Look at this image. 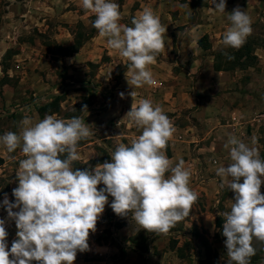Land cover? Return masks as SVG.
<instances>
[{"label":"rangeland","instance_id":"rangeland-1","mask_svg":"<svg viewBox=\"0 0 264 264\" xmlns=\"http://www.w3.org/2000/svg\"><path fill=\"white\" fill-rule=\"evenodd\" d=\"M114 2L120 6L119 22L122 25L133 26L132 19L148 8L165 27L164 48L157 54L155 63L148 66L153 79L162 81L163 87L153 92L151 85L139 88L129 85V61L108 47L107 38L99 36L92 26L96 17L83 9L82 0H0V136L9 131L19 134L23 127L20 122L25 117L35 124L46 114H54L65 121L83 116L92 136L78 142L80 159L73 162V167L92 170L96 162L111 161L106 149L113 146L115 150L120 143L128 145L129 140L141 134L142 129L126 117L133 102L138 105L141 99L150 100L154 107L163 109L178 129L199 125L196 128L198 141L209 145L213 136L210 134L209 139L207 134L198 130H203L204 103L211 104L221 93L225 94L224 103H232L237 97L235 92H247L243 90L245 87H253L251 93L255 95L264 94V0H226L225 13L213 11V0ZM237 6L251 17L252 34L246 41L254 47L256 62L250 67L220 71L223 74H219L213 67L215 57L217 60L222 56L226 61L225 53L237 50L223 44V36L231 26L227 14ZM79 36L84 37L83 43L74 50L72 47ZM203 36L208 39V50H202L197 44ZM223 79L227 81L224 90L211 84ZM132 91H135L134 97L130 95ZM120 93H124L123 99ZM237 103L230 104V108ZM85 105L87 113L82 112ZM205 112L214 113V110ZM254 119L257 118L254 116ZM196 130L192 131L197 136ZM110 135L120 137L107 138ZM225 135L223 133V137ZM25 158L20 147L9 153L0 144V219L5 221L8 250L18 239V229L15 221L8 218L3 200L7 195L9 202L15 203L13 190L18 187L19 163ZM168 175L170 173H166V177ZM215 184L217 182L211 186V191ZM220 188L223 197L222 203L216 207V228H219L218 222H224L222 214L230 211L226 206V200L231 198L228 184L221 183ZM195 203L206 211L205 198L198 196ZM114 214L112 208L102 214L96 230L103 229L107 235L111 229L118 228L120 222L113 217ZM184 227V220L175 225L168 244V248L175 249L182 258L178 263L228 264L222 224L210 237H206L205 232H186ZM101 235L90 233L89 240H99ZM180 241L182 244L176 245ZM188 242L196 249L200 247V255H192ZM151 243L142 246L143 252L155 249ZM252 246L256 254L251 257L250 264H264V242L254 239ZM165 252L169 253L166 249ZM79 259L87 261L92 258H83L78 252L74 264L81 263ZM33 264L37 262L33 261Z\"/></svg>","mask_w":264,"mask_h":264},{"label":"clouds","instance_id":"clouds-1","mask_svg":"<svg viewBox=\"0 0 264 264\" xmlns=\"http://www.w3.org/2000/svg\"><path fill=\"white\" fill-rule=\"evenodd\" d=\"M213 5V11L225 13L226 0H213ZM82 7L95 15L92 26L107 38L108 47L129 61V85L155 84L148 66L164 48L166 29L159 17L145 8L130 27L119 22L120 6L114 0H82ZM227 15L231 26L223 44L239 49L252 34L251 17L238 6ZM130 95L134 97L135 91ZM120 96L123 99L124 93ZM82 112L87 113L86 105ZM126 117L142 134L130 146L118 144L111 162L92 170L73 167L80 159L78 142L92 136L83 116L65 121L46 114L35 124L25 117L19 134L9 131L0 136L7 152L20 147L26 157L19 163L15 203L7 195L3 200L18 239L8 250L5 221L0 219V264H74L78 252L89 250V235L96 231L109 196L115 214L129 217L131 213L132 221L149 233L168 234L190 214L198 199L189 187L191 170L182 159L172 166L165 153L176 130L172 122L148 99L139 100L138 105L133 102ZM229 146L231 163L217 169L218 176L229 178L228 188L234 193L230 211L222 214V235L228 264H250L256 254L253 240L264 242V195L260 191L264 160L257 149L235 136L225 145ZM100 184L105 187L98 190Z\"/></svg>","mask_w":264,"mask_h":264},{"label":"crops","instance_id":"crops-1","mask_svg":"<svg viewBox=\"0 0 264 264\" xmlns=\"http://www.w3.org/2000/svg\"><path fill=\"white\" fill-rule=\"evenodd\" d=\"M261 58L260 56H258ZM264 63V60L262 61ZM219 74H223L219 72ZM226 74V73H224ZM235 81V80H233ZM232 80L229 81L231 83ZM213 86H217L216 89L224 90L227 84L226 79L220 82H211ZM250 85L254 86L252 83ZM253 87H245L239 92H235L237 97L232 103H224L225 94H220L219 97L214 98L211 104H203V116L201 117V124L203 130H199V133H205L211 138L209 145L202 143L198 137L196 126H187L183 129L175 127V132L172 138L168 142V149L170 155L167 157L170 159L172 166H175L181 159L185 161V167L191 170V179L189 187L198 193V196L205 198L207 203L206 211H202V208L198 207L196 203L192 205L190 214L185 217L184 228L189 230H195L196 233H206V237L214 235L215 229V214L217 205L222 203L221 198V183L228 184V179L217 175V169L221 166L227 167L230 160V147H224L227 144L231 136H235L238 140L244 142L250 148H255L259 152V156L264 160V94H254ZM237 105L230 108V104ZM216 102L219 103L217 106ZM217 107L219 108L217 110ZM214 110V113H207L205 111ZM257 112H261L257 114ZM257 115V116H256ZM263 115V117H261ZM254 116L257 119H254ZM213 126H210V125ZM192 130H196L197 136ZM223 133H226V137H223ZM142 134V132H141ZM139 134L135 136L138 137ZM120 136L110 135L107 138H118ZM174 137V138H173ZM225 138V139H223ZM131 140L128 141L130 146ZM106 149L111 157V152L114 150ZM184 150V151H183ZM227 150V151H226ZM180 151V152H179ZM186 151V152H185ZM185 157V158H184ZM111 162V161H110ZM105 163V162H104ZM103 164V162L94 163V166ZM217 182L211 191V186ZM242 182V180H241ZM103 184L98 185V190L104 188ZM261 194L264 195V183L261 185ZM231 198L227 199V208L231 209V204L234 200V193L231 192ZM113 198L109 196L108 204L105 205V210L102 214L111 209L110 205ZM221 201V202H220ZM131 213L129 217H121L114 214L113 217L120 222L118 228L111 229V233L105 235L103 229H98L92 232L94 235L102 234L99 240H88L89 250L86 252H79V255L83 258H92L87 261L79 259L81 263L78 264H180L182 258L179 254H176L175 249L168 248L170 242L172 228L168 234H156L149 233L146 230L140 229L135 221L131 219ZM212 217L210 220H208ZM224 222H221L220 225ZM175 228V227H174ZM192 228V229H191ZM184 229V230H185ZM107 237V238H103ZM178 238V237H177ZM176 240H180L177 239ZM185 241V239L183 240ZM152 242V246L155 248L150 251L143 252L142 246H148ZM190 242V241H189ZM188 242V246L192 249V255H200L201 250ZM203 241H201L202 243ZM182 244L181 241L176 245ZM204 244V242H203ZM202 244V245H203ZM165 249L169 253L165 252ZM202 256L204 254L202 253ZM169 258V261H168Z\"/></svg>","mask_w":264,"mask_h":264},{"label":"trees","instance_id":"trees-1","mask_svg":"<svg viewBox=\"0 0 264 264\" xmlns=\"http://www.w3.org/2000/svg\"><path fill=\"white\" fill-rule=\"evenodd\" d=\"M83 40H84L83 36L77 37V40H75V45L72 48L76 50V48L82 45ZM207 40L208 39L206 36H203L198 40L197 44L202 50H208L210 48V46L207 43ZM253 51H254V47L252 43L246 41L245 44L239 49L227 53L226 61H224V57L222 56H219L218 57L219 59L217 60L215 57L213 67L216 71L220 72V71L234 70L236 68L253 66L254 63L256 62V56L254 55ZM228 55L233 57V59H229ZM165 152L167 153V155L170 154L168 146L166 147ZM0 163H1V159H0ZM220 223L221 222H218L217 225L220 226Z\"/></svg>","mask_w":264,"mask_h":264},{"label":"built area","instance_id":"built-area-1","mask_svg":"<svg viewBox=\"0 0 264 264\" xmlns=\"http://www.w3.org/2000/svg\"><path fill=\"white\" fill-rule=\"evenodd\" d=\"M16 68L18 69L19 66H16ZM162 87H163V82L158 80H155V84L151 85V89L153 92L160 90ZM261 117H263V115Z\"/></svg>","mask_w":264,"mask_h":264}]
</instances>
